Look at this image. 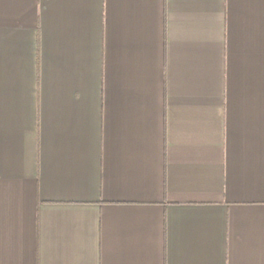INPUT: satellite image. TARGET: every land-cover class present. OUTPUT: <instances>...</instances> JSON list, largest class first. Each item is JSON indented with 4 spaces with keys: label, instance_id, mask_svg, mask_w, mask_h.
<instances>
[{
    "label": "crops",
    "instance_id": "crops-1",
    "mask_svg": "<svg viewBox=\"0 0 264 264\" xmlns=\"http://www.w3.org/2000/svg\"><path fill=\"white\" fill-rule=\"evenodd\" d=\"M0 264H264V0H0Z\"/></svg>",
    "mask_w": 264,
    "mask_h": 264
}]
</instances>
